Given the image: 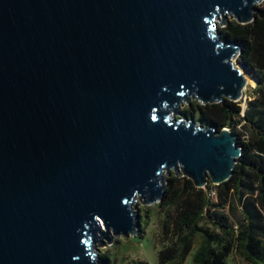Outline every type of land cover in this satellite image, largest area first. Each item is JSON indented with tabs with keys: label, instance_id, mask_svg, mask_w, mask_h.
I'll return each instance as SVG.
<instances>
[{
	"label": "water",
	"instance_id": "water-1",
	"mask_svg": "<svg viewBox=\"0 0 264 264\" xmlns=\"http://www.w3.org/2000/svg\"><path fill=\"white\" fill-rule=\"evenodd\" d=\"M262 1L0 0V264H101L166 174L231 178L236 135L180 109L242 99L215 20Z\"/></svg>",
	"mask_w": 264,
	"mask_h": 264
},
{
	"label": "trees",
	"instance_id": "trees-1",
	"mask_svg": "<svg viewBox=\"0 0 264 264\" xmlns=\"http://www.w3.org/2000/svg\"><path fill=\"white\" fill-rule=\"evenodd\" d=\"M219 31L224 42L238 47V62L257 79L248 107L228 98L205 105L193 100L182 113L202 127L230 129L242 154L231 178L219 185L209 180L199 188L175 172L167 178L157 204L164 214L157 264H186L191 255L193 264H229L234 253L248 264H264V1L252 22L229 20ZM236 201L242 209L237 224L224 212L229 207L233 214ZM141 232L143 238L145 228ZM99 258L101 264H117L106 254Z\"/></svg>",
	"mask_w": 264,
	"mask_h": 264
},
{
	"label": "rangeland",
	"instance_id": "rangeland-1",
	"mask_svg": "<svg viewBox=\"0 0 264 264\" xmlns=\"http://www.w3.org/2000/svg\"><path fill=\"white\" fill-rule=\"evenodd\" d=\"M260 2L258 5L262 4ZM219 21L216 19L218 28L224 27L226 22H224V26L220 25L222 23V16H220ZM229 20H235L232 16L228 15L227 22ZM233 63L243 69L242 65L238 62V56L233 58ZM246 77L250 81H254L255 85L250 83L247 84L246 88L244 89L243 97L241 100L242 107L247 108L248 101L252 97V90L256 87L257 79L254 78L255 74L251 73L248 74L245 72ZM192 99L190 103L193 101ZM189 103V104H190ZM187 104L185 103L181 107V111L185 110ZM171 176L166 174V179ZM143 200H139L137 198L135 205L133 206V210L135 212H139L141 215V227L138 230L136 236L124 238V237H112V242L110 245L107 244V241H104V247L100 246V243L96 245V253L98 255H108L111 260L116 261L117 264H134L137 260H146L150 264H157L158 262V253L162 248L161 241H160V225L161 221L164 217V214L157 208L158 203L154 204H143ZM226 214L230 215L231 219L237 224L238 220L242 218V209L239 205L238 201L235 202V212L232 214L229 207L224 211ZM145 228V233H143V238H140L141 229ZM196 246L195 249H197ZM186 264H193L192 262V255L186 261ZM229 264H248L241 255L234 253L229 258Z\"/></svg>",
	"mask_w": 264,
	"mask_h": 264
},
{
	"label": "bare ground",
	"instance_id": "bare-ground-1",
	"mask_svg": "<svg viewBox=\"0 0 264 264\" xmlns=\"http://www.w3.org/2000/svg\"><path fill=\"white\" fill-rule=\"evenodd\" d=\"M244 74H245V72H244ZM246 80H247V84L250 83L252 85H255V82L254 81H250L247 77H246Z\"/></svg>",
	"mask_w": 264,
	"mask_h": 264
},
{
	"label": "built area",
	"instance_id": "built-area-1",
	"mask_svg": "<svg viewBox=\"0 0 264 264\" xmlns=\"http://www.w3.org/2000/svg\"><path fill=\"white\" fill-rule=\"evenodd\" d=\"M212 195H214V192H212Z\"/></svg>",
	"mask_w": 264,
	"mask_h": 264
}]
</instances>
